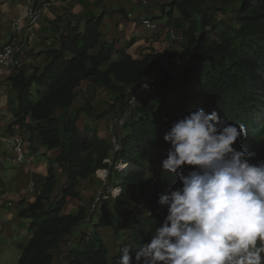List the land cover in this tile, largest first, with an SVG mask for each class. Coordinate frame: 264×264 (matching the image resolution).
<instances>
[{
    "label": "trees",
    "instance_id": "obj_1",
    "mask_svg": "<svg viewBox=\"0 0 264 264\" xmlns=\"http://www.w3.org/2000/svg\"><path fill=\"white\" fill-rule=\"evenodd\" d=\"M168 6V13H178L168 23L186 41L181 68L189 90L172 113L151 116L155 107L141 100L123 125L116 151L82 116L85 108L72 109L77 89L89 82L125 106L129 89L157 69L164 53L150 51L135 58L116 42L102 43V15L88 14L69 22L57 36L58 47L49 48L39 64L30 70L22 67L9 78L15 96L9 103L13 119L7 130L26 133L31 154L53 152L37 195L18 211L19 217L29 219V237L15 244L16 264H52L54 252L86 215L77 185L99 169L107 170L109 187L120 188L115 201L121 203L126 189H135L152 215L143 207L134 211L127 238L109 254L98 230L110 227L116 233L125 223L108 209L99 211L91 233L77 232L66 251L67 264H117L121 246L147 241L166 215L157 193L180 183L174 174L160 179V161L168 147L163 136L173 121L190 111L215 109L225 123L245 124L247 137L234 146L255 152L253 162L264 158L259 143L264 136V0H172ZM157 90L158 85L154 93ZM119 158L127 165L121 171L113 166ZM57 170L64 181L55 194ZM70 204L75 212L64 211Z\"/></svg>",
    "mask_w": 264,
    "mask_h": 264
},
{
    "label": "clouds",
    "instance_id": "obj_2",
    "mask_svg": "<svg viewBox=\"0 0 264 264\" xmlns=\"http://www.w3.org/2000/svg\"><path fill=\"white\" fill-rule=\"evenodd\" d=\"M247 134L215 109L173 121L159 174L180 183L157 193L166 215L147 241L121 246L117 264H264V158L234 146Z\"/></svg>",
    "mask_w": 264,
    "mask_h": 264
},
{
    "label": "crops",
    "instance_id": "obj_3",
    "mask_svg": "<svg viewBox=\"0 0 264 264\" xmlns=\"http://www.w3.org/2000/svg\"><path fill=\"white\" fill-rule=\"evenodd\" d=\"M40 4L46 1L48 4L41 8L40 20L37 24V34L40 41L37 43L23 42L22 26L25 21L23 9L24 0H3L0 3V48L9 39H16L26 53L24 68L30 70L32 66L39 64L49 48H57V36L69 22H74L77 17L88 14L102 15L99 24L100 40L102 43L117 42L126 53L135 58L142 57L150 51L162 52L166 55L175 54V46L171 42L168 46L166 34H159L157 30H147L141 24V19L149 17L157 26L170 25L168 19L177 17L174 9L168 14V19L163 22L159 18L167 12L165 6L172 0H149L147 6H140L136 0H34ZM132 14V16H128ZM15 26L20 31H15ZM163 31V30H162ZM16 71L0 69V139L10 134L8 125L13 117L9 111V103L14 98L9 78ZM262 147V146H261ZM30 162L24 163L18 179L7 183L0 191V245L12 241L14 235L27 231L28 218L18 216L21 207L26 206L37 195L45 177L39 164L31 165L32 155H27ZM22 175L24 179H22ZM34 182L37 191L32 193L27 189L28 182ZM39 188V189H38ZM11 203L9 206L8 204ZM6 208L8 210H6ZM29 233L27 231V240ZM2 242V243H1ZM1 250V246H0ZM54 260V259H53ZM53 263V262H52Z\"/></svg>",
    "mask_w": 264,
    "mask_h": 264
},
{
    "label": "rangeland",
    "instance_id": "obj_4",
    "mask_svg": "<svg viewBox=\"0 0 264 264\" xmlns=\"http://www.w3.org/2000/svg\"><path fill=\"white\" fill-rule=\"evenodd\" d=\"M165 9L167 12L159 18L163 22H166L168 19L169 6L166 5ZM221 17L222 16L217 13L216 19H220ZM167 57L170 60L171 65L174 67L173 72L172 74L164 75L163 79H160L157 92L151 93L147 98L148 101L155 107L154 111H150L151 116L155 115V112L157 111H167L168 113L176 112L178 107L181 105L186 92L189 90L188 87L190 84H188L184 79V74L181 68L182 65L186 63V57L182 55L181 57L175 58L176 53L168 54ZM176 59L179 63L175 65L174 63ZM130 92L131 90L129 89L127 96ZM127 96L125 97V100L127 99ZM78 107L85 108L81 114L85 119H89L95 127V132L99 137L105 138L108 141H111V143L119 144V140L123 136L124 130L122 125L115 126L114 122L119 117L125 106L117 104L114 101L113 94L104 91L103 89L96 88L89 82H83L77 89L72 109ZM259 143L260 146L264 148V136L260 138ZM28 149L29 155L33 156L31 165L32 163L39 164L40 166L42 165L41 169L46 175L47 167L49 166L47 158L52 156L53 152H45L44 156H40L39 152L31 154L29 143ZM11 151V146L5 140L0 139V191L2 190V187L5 188L7 186V183L12 184L13 181L21 177L19 173L22 171L21 168L24 164H13L10 160V156L12 154ZM108 161L109 163L112 162L111 159L107 160V162ZM113 166L114 169L120 171L123 167L122 160L120 158L117 159L113 162ZM106 174V169H99L92 176L79 181L77 189L80 191L81 202L86 210L94 194L102 187L106 188V186H108L106 182ZM22 179H24L23 175ZM56 180L55 194L59 192V187L64 181V176L59 170L56 171ZM117 191L118 189L116 188L115 192L117 193ZM140 204H142V199L139 197L137 190L129 188L126 189L124 199L121 203H118L115 200L111 203L108 210L123 220L125 226L116 233L110 227L98 230L105 246L109 250V254L115 252L117 245L127 238L129 231L128 223L131 220V215L134 211L142 209ZM6 210L8 209L6 208ZM64 211L75 212L76 207L70 204L64 208ZM98 213L99 212H96V214ZM97 217L98 215H93L90 222L82 223L79 226V231L82 233L84 232L85 234L91 233L94 228L93 221ZM26 236L27 231L22 234L14 235L12 241L8 240L6 244L1 242L0 264H16L18 253L15 248V244L26 239ZM77 238L78 234L75 233L73 241H76ZM66 251V244H61L54 252V260L52 264H67Z\"/></svg>",
    "mask_w": 264,
    "mask_h": 264
},
{
    "label": "built area",
    "instance_id": "obj_5",
    "mask_svg": "<svg viewBox=\"0 0 264 264\" xmlns=\"http://www.w3.org/2000/svg\"><path fill=\"white\" fill-rule=\"evenodd\" d=\"M140 6H147L149 4V0H136ZM48 3L46 1L38 4L34 0H24L23 9L25 12V21L22 26V41L23 42H32L37 43L40 41V37L37 34V24L40 20V11L41 8L46 6ZM128 16H132V14H128ZM141 24L147 30H157L159 34H166L168 37L167 46L171 44V42L175 46L176 57H181L184 53V47L186 44L185 38L183 35L175 30L171 25H165L164 27H159L155 24L149 17H145L141 19ZM163 30V31H162ZM15 31H20L18 26H15ZM168 55L163 54L158 58L157 69L147 75L143 81H141L138 85H136L130 92L127 97L126 105L119 115V117L115 120L114 124L124 125L125 122L131 117L134 108L136 105L144 99H147L151 93L156 91L159 80L168 74H172L173 65H171L170 60L167 57ZM26 58V53L23 51L21 46L17 43L16 39H9L2 47L0 48V69L5 71H18V69L22 68L24 65V61ZM179 61L176 59L175 65L178 64ZM147 89H144L142 85ZM5 141L11 146V156L10 160L13 164H24L28 163L27 155L29 153L28 149V141L26 137V133L19 132L18 130H14L12 133L8 134L5 137ZM113 147V151L119 149L118 143H111ZM25 160V161H24ZM118 189L117 193L115 189ZM27 189L32 192L37 191V187L34 182L30 181L27 184ZM120 194V188L118 187H102L99 189L91 199L84 219L80 222L79 226L82 223L90 222L91 217L103 209H108L111 203L115 200L117 195ZM9 206L11 203L8 204ZM78 226L77 230L67 238L66 248L67 250L73 245V237L75 233L79 231L80 227Z\"/></svg>",
    "mask_w": 264,
    "mask_h": 264
},
{
    "label": "bare ground",
    "instance_id": "obj_6",
    "mask_svg": "<svg viewBox=\"0 0 264 264\" xmlns=\"http://www.w3.org/2000/svg\"><path fill=\"white\" fill-rule=\"evenodd\" d=\"M101 173V172H100Z\"/></svg>",
    "mask_w": 264,
    "mask_h": 264
}]
</instances>
